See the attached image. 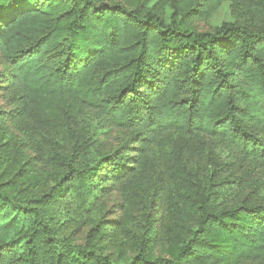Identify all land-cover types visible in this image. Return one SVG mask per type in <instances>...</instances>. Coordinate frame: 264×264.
Listing matches in <instances>:
<instances>
[{
    "label": "trees",
    "instance_id": "16d2710c",
    "mask_svg": "<svg viewBox=\"0 0 264 264\" xmlns=\"http://www.w3.org/2000/svg\"><path fill=\"white\" fill-rule=\"evenodd\" d=\"M228 1L0 0V87L27 126L0 109V264H264V0L190 24ZM90 112L118 145L78 126Z\"/></svg>",
    "mask_w": 264,
    "mask_h": 264
},
{
    "label": "rangeland",
    "instance_id": "374dc122",
    "mask_svg": "<svg viewBox=\"0 0 264 264\" xmlns=\"http://www.w3.org/2000/svg\"><path fill=\"white\" fill-rule=\"evenodd\" d=\"M118 1H129V0H118ZM162 0H148L149 6L157 5ZM246 5L241 0L228 1L223 3L213 15L206 17L200 16L197 19H193L190 24L198 31L201 32H211L217 27L222 25L225 22H238L243 19ZM169 10V7L167 6ZM8 71L7 66L3 63L0 57V76L6 75ZM1 85V84H0ZM2 87V85H1ZM0 87V109L6 112V116L9 118L8 123L10 129L14 133H21L27 135L26 123L21 118L13 119L12 116H15L16 112L19 111L21 105L16 103V94L13 90ZM98 124V126H97ZM78 126H87L88 129L98 128V131L104 133L102 135L103 142L106 145V148L115 147L123 139V132L109 130L104 119H101L98 115L90 112L84 115V119L79 122ZM32 145V144H31ZM154 156V155H152ZM155 160L154 163H156ZM140 180L142 186L145 188L150 187L154 181L153 173L145 171L141 173ZM104 210L103 216L106 220H115L121 216V207L123 204V196L119 192L118 187H111L106 193L105 198L103 199ZM164 210V198H161L158 208H157V227L161 225V216ZM98 218L97 213L94 215H88L86 220H79L80 223H75L74 226L69 230V233L72 234V237L78 242L81 243L84 241L85 237L88 234V231L91 227L93 220ZM80 219V218H78ZM84 223V224H81ZM125 238L123 236H117L112 238L110 246L111 252L116 250L115 245H117L121 240ZM242 264H261L257 262H245Z\"/></svg>",
    "mask_w": 264,
    "mask_h": 264
}]
</instances>
